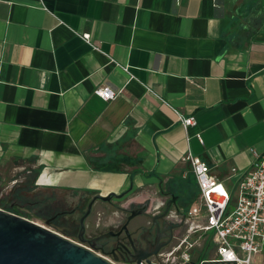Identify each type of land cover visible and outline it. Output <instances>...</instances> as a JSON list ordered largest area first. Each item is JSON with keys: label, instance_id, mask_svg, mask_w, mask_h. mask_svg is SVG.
Masks as SVG:
<instances>
[{"label": "crops", "instance_id": "1", "mask_svg": "<svg viewBox=\"0 0 264 264\" xmlns=\"http://www.w3.org/2000/svg\"><path fill=\"white\" fill-rule=\"evenodd\" d=\"M251 148L264 153V0H0V198L23 184L28 205L139 204L164 189L191 209L186 153L234 192ZM92 205L86 225L113 215Z\"/></svg>", "mask_w": 264, "mask_h": 264}, {"label": "built area", "instance_id": "2", "mask_svg": "<svg viewBox=\"0 0 264 264\" xmlns=\"http://www.w3.org/2000/svg\"><path fill=\"white\" fill-rule=\"evenodd\" d=\"M78 35L94 47L89 33ZM123 69L127 71L126 67ZM93 92L102 100L108 101L116 97L119 89L100 85L95 87ZM179 120L184 128L195 124L192 116H179ZM250 151L253 157L249 168L236 185L234 201L232 192L209 174L200 157L189 151L184 157L198 189L197 206L190 209V214L193 216L192 223L198 216L204 217V223L191 225L189 233L194 234L201 230L208 234L215 250L213 259L219 261L252 264L253 255L264 249V153L252 148ZM234 170L235 168H232V171ZM195 242L191 240L185 243L184 250L180 254L181 264L189 260V249ZM175 249H179V245Z\"/></svg>", "mask_w": 264, "mask_h": 264}, {"label": "flooded vegetation", "instance_id": "3", "mask_svg": "<svg viewBox=\"0 0 264 264\" xmlns=\"http://www.w3.org/2000/svg\"><path fill=\"white\" fill-rule=\"evenodd\" d=\"M140 195L138 196H143V200L139 204L129 203L128 198L121 201L118 199L116 202L107 201L110 203L109 206L113 215H107L106 212L99 213L93 226L85 224L86 219L91 215L93 207L91 205L90 212L83 220L85 229L83 237L86 239L84 244L87 246L92 245L95 251L115 264H181L180 254L184 250L185 243L191 241L192 235L189 233L193 224L190 208L178 205V197L173 193L165 192L164 189H160L155 195L151 193ZM172 195L176 199L167 205V201L172 198ZM157 196L162 197L161 202L157 201ZM167 206L162 226L159 231H156L152 225V220L155 216L164 212ZM141 207L143 209L140 213L129 219L131 213L138 212ZM86 209L87 205H79L78 203L71 208H56L50 220L64 217H71L73 222L76 220V230L73 231H76L75 237L78 240L79 219ZM176 224L178 225L176 228H171L172 225ZM125 226L127 230L124 228ZM100 235H106V237L96 239ZM156 236L158 238L155 240ZM178 245L179 249H175ZM132 248L136 251L133 252ZM192 248H195V245ZM153 251H156V253L153 254ZM144 252L150 254L137 261L138 256L143 255ZM202 260L200 256L193 260L190 257L187 262L199 264Z\"/></svg>", "mask_w": 264, "mask_h": 264}, {"label": "water", "instance_id": "4", "mask_svg": "<svg viewBox=\"0 0 264 264\" xmlns=\"http://www.w3.org/2000/svg\"><path fill=\"white\" fill-rule=\"evenodd\" d=\"M121 198L122 195H94L87 204V209L79 219L80 229L78 240L71 238L40 224L29 218L18 215L9 210L0 207V264H114L104 255L97 253L92 245L86 246L83 243L86 239L83 237L85 216L90 212L91 205L95 199L105 201L111 200V197ZM172 198L167 201V205L174 202ZM155 216L152 225L156 231L160 230L163 223V216L167 211ZM132 212L129 219L140 213ZM178 225H172L176 228ZM126 229V226L124 227ZM127 230V229H126ZM106 235H100L96 239H101ZM158 237L156 236L155 240ZM135 252L136 249L132 248ZM153 254L156 251L152 252ZM150 253L144 252L138 256L137 261L145 258ZM185 264H196L195 262H186ZM199 264H236L235 262H224L217 259H203Z\"/></svg>", "mask_w": 264, "mask_h": 264}, {"label": "rangeland", "instance_id": "5", "mask_svg": "<svg viewBox=\"0 0 264 264\" xmlns=\"http://www.w3.org/2000/svg\"><path fill=\"white\" fill-rule=\"evenodd\" d=\"M14 189H15L14 186L9 189L7 187H3V191H4L3 196L6 195L8 199L7 205H5L6 207H9L10 202L12 203L13 201V198L10 197L9 193L12 192ZM17 192L19 194H22L21 191H17V190L14 193H17ZM231 195L234 201L235 193L232 192ZM23 196L27 197V194L25 193ZM17 201H18V205H16L14 208V212L16 214L29 218L40 224L46 225L47 227L71 238L72 240H77L75 237L76 234L73 233L74 232L73 229L75 228L73 225H77L76 220L75 222H73V219L71 217L70 218L64 217L61 219H57L56 221L50 220L52 217V214H54V212L56 211L55 210L56 208L58 209H63L66 207L71 208L73 205H47V206L41 205L39 206V205H28L27 202H24L25 200H17ZM191 240L196 241L194 244L195 246L198 245L199 243L201 249L206 248V245L211 243L208 235L203 233L201 230H198V232L192 234ZM211 249H212V246L210 245L206 249H204V251L208 252ZM252 264H264V249L261 252L253 255Z\"/></svg>", "mask_w": 264, "mask_h": 264}, {"label": "trees", "instance_id": "6", "mask_svg": "<svg viewBox=\"0 0 264 264\" xmlns=\"http://www.w3.org/2000/svg\"><path fill=\"white\" fill-rule=\"evenodd\" d=\"M21 191V193L23 194V192L27 191L28 188L26 185H23V184H20L18 187H15V189L9 193L10 197L13 198V201L12 203L10 202V206L9 207H6L5 205H7V202H8V199H7V196L4 195L0 198V207H2L3 209H6V210H9L11 212H14V208L16 205H18V201L17 200H24V194H19L18 192L17 193H14L15 191ZM17 201V202H16ZM6 207V208H4ZM15 213V212H14ZM56 221V220H55ZM75 228L73 230H76V225H73ZM76 231H74L73 233H75Z\"/></svg>", "mask_w": 264, "mask_h": 264}]
</instances>
